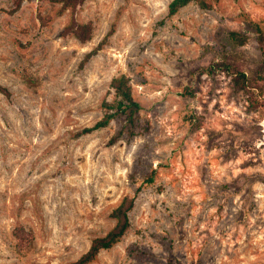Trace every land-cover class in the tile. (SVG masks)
Wrapping results in <instances>:
<instances>
[{
    "label": "rangeland",
    "instance_id": "obj_1",
    "mask_svg": "<svg viewBox=\"0 0 264 264\" xmlns=\"http://www.w3.org/2000/svg\"><path fill=\"white\" fill-rule=\"evenodd\" d=\"M208 1L0 0V264H70L127 194L132 227L88 264H264V0ZM240 70L258 87L236 88ZM122 73L134 125L82 132Z\"/></svg>",
    "mask_w": 264,
    "mask_h": 264
},
{
    "label": "trees",
    "instance_id": "obj_2",
    "mask_svg": "<svg viewBox=\"0 0 264 264\" xmlns=\"http://www.w3.org/2000/svg\"><path fill=\"white\" fill-rule=\"evenodd\" d=\"M45 1L60 3L61 10H64L69 7L74 9L85 0ZM189 3H195L203 8L210 7L208 0H170L168 4L167 15H174L182 7ZM20 5L21 0H15V7L12 10H17ZM257 29L259 31V41L264 47V29L260 26H257ZM63 32L66 34L73 33L81 42H86L92 37L93 23L92 21L80 23L77 22L74 17H72L71 22L65 26ZM231 36L235 42L240 44H244L247 41V37L245 35L235 31L231 33ZM103 42L104 41L102 40L95 48L87 52L83 62L91 58V56H93L99 50ZM260 78L264 79V75H262ZM233 82L236 88L244 89L246 91H252L254 88L258 87L257 82L250 79L243 70L237 71V73L233 76ZM110 88L112 90L113 97L111 99L103 100V115L93 125L85 127L82 132H91L95 129L105 127L111 122V120L119 116H125L127 123L130 124L129 127L134 125L135 116L140 110L141 105L133 95L130 77L125 73L113 76L110 81ZM0 92L4 93L6 96H10L9 88L1 83ZM255 101L258 102L257 100ZM117 136V134L113 135L110 139V142H114ZM151 180L152 177L148 179V181ZM136 198V195H125L119 204L115 206L110 212L111 216L116 220L114 226L106 234L93 238L89 248L70 264H88L98 255L102 249L110 248L116 242H118L132 227L131 212L135 206ZM15 234L23 241L31 240L34 236L32 232H27L23 226H19L15 230Z\"/></svg>",
    "mask_w": 264,
    "mask_h": 264
},
{
    "label": "bare ground",
    "instance_id": "obj_3",
    "mask_svg": "<svg viewBox=\"0 0 264 264\" xmlns=\"http://www.w3.org/2000/svg\"><path fill=\"white\" fill-rule=\"evenodd\" d=\"M262 123H263V125H264V119H263V122H262Z\"/></svg>",
    "mask_w": 264,
    "mask_h": 264
}]
</instances>
